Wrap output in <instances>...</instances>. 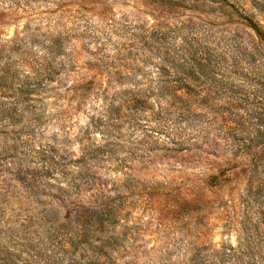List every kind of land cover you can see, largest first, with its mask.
<instances>
[{
  "label": "rangeland",
  "instance_id": "rangeland-1",
  "mask_svg": "<svg viewBox=\"0 0 264 264\" xmlns=\"http://www.w3.org/2000/svg\"><path fill=\"white\" fill-rule=\"evenodd\" d=\"M264 0H0V264H264Z\"/></svg>",
  "mask_w": 264,
  "mask_h": 264
},
{
  "label": "trees",
  "instance_id": "trees-1",
  "mask_svg": "<svg viewBox=\"0 0 264 264\" xmlns=\"http://www.w3.org/2000/svg\"><path fill=\"white\" fill-rule=\"evenodd\" d=\"M152 2H159V0H151ZM247 20V25L253 29L255 34L259 37V39L264 40V31L261 29L260 25L252 20L250 17L245 18Z\"/></svg>",
  "mask_w": 264,
  "mask_h": 264
}]
</instances>
